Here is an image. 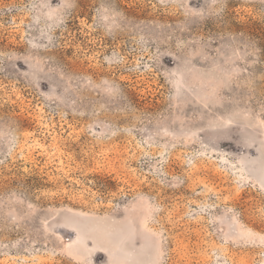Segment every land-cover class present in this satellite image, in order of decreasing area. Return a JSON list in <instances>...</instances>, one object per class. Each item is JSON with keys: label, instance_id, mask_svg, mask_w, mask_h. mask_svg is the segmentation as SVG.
<instances>
[{"label": "rangeland", "instance_id": "rangeland-1", "mask_svg": "<svg viewBox=\"0 0 264 264\" xmlns=\"http://www.w3.org/2000/svg\"><path fill=\"white\" fill-rule=\"evenodd\" d=\"M0 264H264V0H0Z\"/></svg>", "mask_w": 264, "mask_h": 264}]
</instances>
